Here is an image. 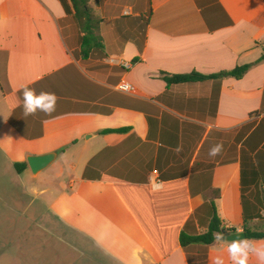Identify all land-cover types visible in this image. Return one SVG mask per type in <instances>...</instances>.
<instances>
[{"label":"crops","instance_id":"obj_1","mask_svg":"<svg viewBox=\"0 0 264 264\" xmlns=\"http://www.w3.org/2000/svg\"><path fill=\"white\" fill-rule=\"evenodd\" d=\"M129 1L86 0L77 18L70 0H0V264H187L183 226L203 233L213 206L241 232L242 197L264 227V0ZM85 25L100 47L81 57ZM245 64L238 80L159 76ZM24 85L55 93V112L25 117ZM46 153L32 174L26 157ZM225 249L206 264H230Z\"/></svg>","mask_w":264,"mask_h":264},{"label":"trees","instance_id":"obj_2","mask_svg":"<svg viewBox=\"0 0 264 264\" xmlns=\"http://www.w3.org/2000/svg\"><path fill=\"white\" fill-rule=\"evenodd\" d=\"M75 11V17L78 18L80 15H87L85 9L86 0H70ZM84 27V26H83ZM85 35L80 38V55L86 57L91 49L99 48L98 44H94V38L91 35L90 25H85ZM264 59V54L257 60L260 62ZM250 64L235 66L233 69L228 71H220L215 74L203 75L201 73L192 71L184 74H172L159 73L160 78L166 83V85L172 84H190L203 82L206 80L219 81L226 77L234 79H241L245 73L250 69ZM124 131L120 129L119 132ZM14 168L16 172L20 173L25 168V163H15ZM242 192V190H241ZM243 202V231L245 237L250 240H264V227L261 230H251L247 227V217L244 212L246 200L242 197ZM222 231L225 235L235 232L234 229H225L221 225V221L215 213V209L212 206V215L209 220L207 229L203 233H198L192 223H186L179 234V245L182 248L187 264H206V256L208 247L215 241L213 233Z\"/></svg>","mask_w":264,"mask_h":264},{"label":"clouds","instance_id":"obj_3","mask_svg":"<svg viewBox=\"0 0 264 264\" xmlns=\"http://www.w3.org/2000/svg\"><path fill=\"white\" fill-rule=\"evenodd\" d=\"M23 115L25 117L34 116L38 112L50 116L56 110L58 97L55 93L41 91L37 93L35 89L27 85L22 86ZM223 151V144H214L208 152L209 157L215 158ZM213 238L217 242L226 244V252L230 264H250L252 257H255L257 264H264V241L257 242L250 240L241 233L237 238L229 240L224 232L213 233ZM210 264H225L222 256L217 255L210 260Z\"/></svg>","mask_w":264,"mask_h":264},{"label":"water","instance_id":"obj_4","mask_svg":"<svg viewBox=\"0 0 264 264\" xmlns=\"http://www.w3.org/2000/svg\"><path fill=\"white\" fill-rule=\"evenodd\" d=\"M55 158V153H46L38 156H28L26 157V163L32 174H37L38 172L45 169ZM243 234L245 236V232H234L229 233L226 236L229 240L237 238L238 235Z\"/></svg>","mask_w":264,"mask_h":264},{"label":"built area","instance_id":"obj_5","mask_svg":"<svg viewBox=\"0 0 264 264\" xmlns=\"http://www.w3.org/2000/svg\"><path fill=\"white\" fill-rule=\"evenodd\" d=\"M123 66L127 67L128 65L127 64H123ZM116 89L119 90V91H122V92H128L129 89H130V86L127 83L124 82V83H121V84L117 85ZM151 186L153 188H157L158 187V181L153 179L151 181Z\"/></svg>","mask_w":264,"mask_h":264},{"label":"rangeland","instance_id":"obj_6","mask_svg":"<svg viewBox=\"0 0 264 264\" xmlns=\"http://www.w3.org/2000/svg\"><path fill=\"white\" fill-rule=\"evenodd\" d=\"M119 1H121V2H125V4H127L126 2H128L129 0H119ZM129 2H131V0L129 1ZM137 7H138V5H137ZM123 10V9H122ZM91 11H92V17H93V13H94V11H93V9H91ZM146 15V14H145ZM44 171V170H43ZM40 172H42V171H40Z\"/></svg>","mask_w":264,"mask_h":264}]
</instances>
